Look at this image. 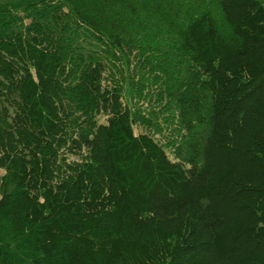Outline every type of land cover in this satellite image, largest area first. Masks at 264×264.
I'll list each match as a JSON object with an SVG mask.
<instances>
[{"label": "trees", "instance_id": "16d2710c", "mask_svg": "<svg viewBox=\"0 0 264 264\" xmlns=\"http://www.w3.org/2000/svg\"><path fill=\"white\" fill-rule=\"evenodd\" d=\"M0 264H264V0H0Z\"/></svg>", "mask_w": 264, "mask_h": 264}, {"label": "rangeland", "instance_id": "374dc122", "mask_svg": "<svg viewBox=\"0 0 264 264\" xmlns=\"http://www.w3.org/2000/svg\"><path fill=\"white\" fill-rule=\"evenodd\" d=\"M189 2L193 1L195 3H203L205 2V0H188ZM185 4H187V2L185 1Z\"/></svg>", "mask_w": 264, "mask_h": 264}]
</instances>
